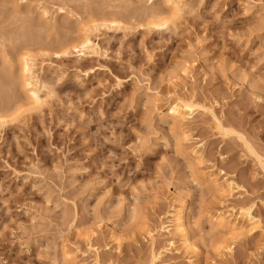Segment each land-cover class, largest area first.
<instances>
[{
    "label": "rangeland",
    "instance_id": "obj_1",
    "mask_svg": "<svg viewBox=\"0 0 264 264\" xmlns=\"http://www.w3.org/2000/svg\"><path fill=\"white\" fill-rule=\"evenodd\" d=\"M164 2L0 0V264H70L64 249L77 264H264V0ZM87 32L96 53L78 56ZM176 96L196 109L174 129L160 118ZM209 173L232 196L200 184ZM243 203L254 231L214 226ZM177 211L194 252L162 229Z\"/></svg>",
    "mask_w": 264,
    "mask_h": 264
},
{
    "label": "bare ground",
    "instance_id": "obj_2",
    "mask_svg": "<svg viewBox=\"0 0 264 264\" xmlns=\"http://www.w3.org/2000/svg\"><path fill=\"white\" fill-rule=\"evenodd\" d=\"M164 3H166V5L169 7V9L172 10L173 13H176L182 8L181 6L183 5V0H165ZM155 13H157V12H155ZM153 15L156 16V14H153ZM152 17H154V16H152ZM161 18L151 21L153 28L159 29V28H163V26L167 25L168 21L166 19H161ZM170 19L171 18L168 17L169 21H170ZM100 23H102V22H100ZM106 23H108V22H106ZM92 29H93V27H92ZM92 31H90V32H92ZM69 46L71 48H73L74 51L76 50L78 56H80V55L83 56V55L88 54V53L94 54V53H96V48H97V44L91 39L90 34H88V32H87V34H84L83 36H81L79 41H76V42L74 41ZM25 56H26V54H25ZM26 58L22 57L19 61L20 85H21V87L25 93L27 106H29L30 108H36L38 106H41V104H43L45 98H42L44 96L40 95V88L37 85V75H36V72L34 71V65H33L34 63H32V60H28L29 58L28 59H26ZM9 104L10 103L6 104L7 108L9 106ZM20 107L22 108V106H19L17 109H21ZM195 109H196L195 104L190 99L188 100V99L182 98L180 96H176L172 100V102L169 104L166 112L161 115L160 119H163V118L171 119L173 122L172 123L173 128L174 129L180 128L186 121H188L192 117ZM213 118H214V121L219 126L218 129L223 130V128L220 126L219 118H217V116H215L214 114H213ZM2 119L4 120V118H0V121ZM248 149L251 152H253L249 147H248ZM190 153L194 154V156H195L197 154V150L192 149ZM257 158H258V161H259V164H260L262 170L264 171V162H262L259 159V157H257ZM201 180L202 181L199 180L200 184L208 183L209 185L214 187V189L217 192L221 193L223 195V197H225V195L227 197L232 196L233 191L237 188L235 186V183L232 180H229L228 178H226L223 181H219L211 173L202 176ZM252 208H253L252 204L251 205H245V203H243L238 208L237 214L233 220L230 219L231 213L229 211H231V210L225 211V212H223V210H222L218 213H215L212 216L213 224H214V226L219 227L220 229H223L227 234L235 235V234H238V232H242L244 229H246V232L250 233V232L254 231V229L257 226L256 224L258 222V219L253 214ZM186 228H187L186 223L182 217V211H177L175 219L173 221V225L172 226H163L162 229H166L168 232H172L174 234H177L181 238L182 245L184 246V248L188 249V251L191 250L192 252H194V249L196 247L189 243V240L187 237V232H186L188 229H186ZM146 231H145L147 233L146 236L150 237V240L151 239L153 240V236H154L153 233L154 232L149 231V230H146ZM85 237L87 238V241H90L89 236H85ZM234 240H235V236H233L230 240H224L220 246H217L218 247L217 249L219 250L220 253H222V251L230 250L234 244ZM153 258H155V256ZM62 259L64 261L66 260L67 263L77 264V263H75L74 258H73V254L71 253V251H69V249L68 250L64 249L62 251Z\"/></svg>",
    "mask_w": 264,
    "mask_h": 264
}]
</instances>
